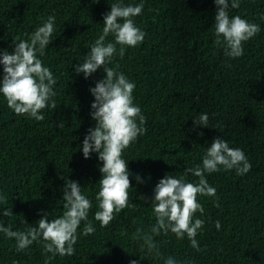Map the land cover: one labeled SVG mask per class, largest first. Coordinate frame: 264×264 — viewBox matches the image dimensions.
<instances>
[{
    "label": "trees",
    "instance_id": "obj_1",
    "mask_svg": "<svg viewBox=\"0 0 264 264\" xmlns=\"http://www.w3.org/2000/svg\"><path fill=\"white\" fill-rule=\"evenodd\" d=\"M115 2L0 0V53L12 52L14 40H27L42 20L56 17L52 42L40 59L56 80L57 104L55 110H43V121H36L16 115L0 93V194L6 198L0 203V222L24 231L36 226L44 213L50 220L59 217L65 180L70 179L92 200L89 220L95 232L83 236L81 222L75 254L56 255L48 264H164L134 239L138 228L147 231L155 223L154 188L167 174L179 178L186 168L202 166L206 149L221 137L242 149L252 167L243 176L223 169L205 173L217 191L214 197H198L205 208L194 217L205 221L196 237L202 251L192 248L187 237L178 240L172 233L161 234L156 242L164 258L174 257L180 264H264V0H239L238 9L229 8L230 16L240 15L261 29L235 59L214 43V0H122L144 4L134 20L146 36L138 46L125 48L123 58L118 45L110 66L119 65L116 70L135 83L134 103L146 117V132L123 152L132 185L130 205L135 207L116 214L102 228L94 219L102 163L96 153L85 159L81 146L95 126L89 89L105 73L101 67L85 78L75 72V65L83 63L102 34L104 14ZM204 113L208 127H196L195 117ZM61 121L62 128L57 126ZM198 179L186 177L188 182ZM8 208L11 217L2 214ZM0 264H45L42 243L18 252L15 239L0 233Z\"/></svg>",
    "mask_w": 264,
    "mask_h": 264
},
{
    "label": "clouds",
    "instance_id": "obj_2",
    "mask_svg": "<svg viewBox=\"0 0 264 264\" xmlns=\"http://www.w3.org/2000/svg\"><path fill=\"white\" fill-rule=\"evenodd\" d=\"M214 3L216 14L212 27L215 45L223 48L226 57H242L244 43L260 32V26L240 15H229L230 7H240L239 0H231V3L230 0H214ZM143 9V3L124 4L122 0L112 3L111 10L103 17L102 34L92 43L83 63L75 65V72L83 73L85 78L92 76L101 67L105 73L104 77L89 89L94 97L90 116L95 121V126L88 130L81 146L85 159L96 153L102 163L99 168L102 174L98 181L99 190L95 196L97 211L94 214L95 221H98L102 228L108 227L116 214L130 206L135 207L134 204L130 205L129 190L132 185L128 161L123 158V152L146 132V117L134 103L135 83L116 70L119 65L113 68L110 64L117 53L118 45L119 56L123 58L125 48L136 47L144 41L146 33L134 20L142 14ZM55 20L54 15H49L27 40H14L12 52L3 50L0 53V64L3 65L0 93L6 99L7 106L18 116L43 121V110L49 107L53 110L57 108L54 99L56 92L53 90L56 80L50 68L44 66L40 59L52 42ZM110 35L113 41L107 42L106 38ZM194 124L196 127H208V114L195 117ZM57 126L62 128L64 124L61 121ZM251 167L242 149L230 147L221 137L214 138L202 158V166L198 164L186 168L184 175L179 178L167 174L156 184L151 201L155 223L147 231L138 228L134 234V239L142 241L141 250L147 249L149 254L163 259L164 264H180L174 257L164 258L155 239L161 234L172 233L178 240L187 237L192 248L202 251L196 237L204 227L205 221L194 217L197 212L203 215L205 208L199 203L198 197H214L217 191L208 183L205 173L212 174L223 169L235 170L238 176H243ZM189 174L198 177V181L188 182L186 177ZM136 180L138 183L142 182L139 175ZM81 189L78 182L65 180L61 199L62 215L50 220L49 213H44L36 226L28 227L24 231H13L10 226L5 227L3 222H0V233L8 239H15L18 252L27 249L34 242H41L45 264L56 255H74L81 222H85L83 236L95 232L93 223L89 220L92 200L84 195ZM218 200L217 197L216 207H220ZM3 202H6V198L0 194V203ZM2 214L11 217L12 208L4 210ZM215 226L217 230L221 228L219 220L215 222ZM48 253L52 256H47ZM130 264L138 262L132 260ZM184 264L191 262L185 261Z\"/></svg>",
    "mask_w": 264,
    "mask_h": 264
}]
</instances>
